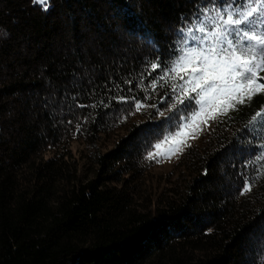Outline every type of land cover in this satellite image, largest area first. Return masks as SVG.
Wrapping results in <instances>:
<instances>
[{"label": "trees", "instance_id": "trees-1", "mask_svg": "<svg viewBox=\"0 0 264 264\" xmlns=\"http://www.w3.org/2000/svg\"><path fill=\"white\" fill-rule=\"evenodd\" d=\"M208 2L0 0V264H261L264 153L244 194L239 173L264 145V90L224 101L172 179L145 184L184 70L151 65Z\"/></svg>", "mask_w": 264, "mask_h": 264}, {"label": "snow or ice", "instance_id": "snow-or-ice-1", "mask_svg": "<svg viewBox=\"0 0 264 264\" xmlns=\"http://www.w3.org/2000/svg\"><path fill=\"white\" fill-rule=\"evenodd\" d=\"M36 2L45 4L46 0ZM180 20L178 42H169L167 55L158 51L157 62L151 65L152 71L159 65L160 79L174 74L177 65H187L170 94L175 109L167 118L171 127H180L208 98L219 96L222 102L232 101L235 96L264 90V83L260 82L264 78L258 76L264 70V0H240L239 4L235 0H209L206 5L197 6L188 18L181 14ZM118 102L127 103V98ZM135 107L138 110L139 104ZM252 146L258 151L243 162L244 170L239 174L246 183L241 194L250 190L248 162L260 160L264 153V145ZM260 251L264 254V249Z\"/></svg>", "mask_w": 264, "mask_h": 264}, {"label": "rangeland", "instance_id": "rangeland-1", "mask_svg": "<svg viewBox=\"0 0 264 264\" xmlns=\"http://www.w3.org/2000/svg\"><path fill=\"white\" fill-rule=\"evenodd\" d=\"M186 66V64L182 63L176 67L184 69ZM223 103L222 97L208 98L206 102L197 106L195 113L189 114V118L180 127L165 133L161 138L154 141L149 154L154 156L156 160L148 168L144 169L147 175L145 184L148 189L157 191L166 184L164 183L165 178L172 179V162L178 150L185 142L195 139L197 134L208 125L209 120L222 111ZM164 137L167 140H164ZM110 145L111 141L108 138L102 143L103 148H107ZM70 148L80 163V170L83 173H87L89 164L84 158V153L87 150H85L82 141L80 139L73 140Z\"/></svg>", "mask_w": 264, "mask_h": 264}]
</instances>
